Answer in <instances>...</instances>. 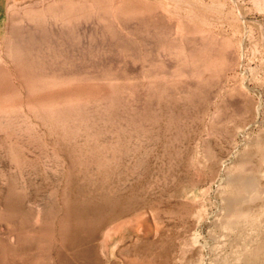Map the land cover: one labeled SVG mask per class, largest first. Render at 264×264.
Returning a JSON list of instances; mask_svg holds the SVG:
<instances>
[{"label": "rangeland", "instance_id": "rangeland-1", "mask_svg": "<svg viewBox=\"0 0 264 264\" xmlns=\"http://www.w3.org/2000/svg\"><path fill=\"white\" fill-rule=\"evenodd\" d=\"M0 1V264H264V0Z\"/></svg>", "mask_w": 264, "mask_h": 264}, {"label": "bare ground", "instance_id": "bare-ground-1", "mask_svg": "<svg viewBox=\"0 0 264 264\" xmlns=\"http://www.w3.org/2000/svg\"><path fill=\"white\" fill-rule=\"evenodd\" d=\"M7 2H6V14H5V25H2L3 26V28L1 29V31H3V32H5L4 34H6L7 33V31H8V29H9V27H10V25H12L13 23H15L14 22V11H16L17 9H19V10H23V13L25 12L26 13V11H27V8H29L30 6H36V5H41V4H46L47 2H50V1H53V0H6ZM63 1H66V0H63ZM69 2H70V4L71 5H73V6H75L76 4H75V1L77 2V1H81V0H68ZM143 1V0H142ZM145 1V0H144ZM186 1V0H185ZM191 1V0H190ZM255 1H257V0H255ZM262 1V0H261ZM1 2V1H0ZM113 2V4L115 5V1H112ZM140 2V1H139ZM183 2V1H182ZM150 3V2H149ZM149 3H148V5L147 4H141V6H143L145 9L147 8V10L149 9ZM54 4H57L56 2L54 3ZM127 4H128V2H127V0H125L120 6H119V8H117L116 10H118V12L119 13H125V10L128 8V6H127ZM151 4V3H150ZM256 4V3H255ZM135 5H136V11H137V8H139L138 7V3H136L135 2ZM174 5H175V3H174ZM258 5H259V7H263L264 8V2H258ZM148 6V7H147ZM154 6V5H153ZM157 6V5H156ZM161 6V5H160ZM165 6V5H164ZM187 6V5H186ZM212 6V5H211ZM255 6V5H254ZM181 7V6H180ZM185 7V6H184ZM190 7V6H189ZM197 6H195L194 8H196ZM209 7V6H208ZM109 8H110V11H114L113 10V6H109ZM158 8V7H157ZM156 8V9H157ZM182 8V7H181ZM188 8V7H187ZM197 8H199V7H197ZM201 8V7H200ZM164 9V8H163ZM213 9V8H212ZM211 9V10H212ZM257 9V8H256ZM146 10V12H148ZM150 10V9H149ZM166 11L165 12H167V14H170V15H174V16H176L175 17V19H177V21H178V25H177V23H175L176 25H177V27L179 28V29H183V28H185V27H188V26H186L187 25V23H186V16L184 17V16H182V14H183V12H182V14H179V13H175V12H172L171 10H169L168 8L167 9H165ZM183 10V9H182ZM184 10H186V8L184 9ZM183 10V11H184ZM189 10V12L187 13V14H194L195 13V11H197V10H195L194 9V11H193V8H191L190 7V9H188ZM260 10V9H259ZM135 11V12H136ZM181 11V10H180ZM263 11V10H262ZM143 12V11H142ZM199 12V11H198ZM201 12H202V10H201ZM25 13H24V17L26 18V15H25ZM144 13V12H143ZM150 13V12H149ZM186 13V12H185ZM148 15H150V14H148ZM195 15V14H194ZM196 15H197V13H196ZM120 16V15H119ZM161 16V15H160ZM167 16V15H166ZM198 16V15H197ZM196 16V17H197ZM145 17V16H144ZM147 17V16H146ZM149 17V16H148ZM195 17V16H194ZM194 17H193V19H194ZM203 17V16H202ZM202 17L200 18L201 20H202ZM160 18V17H159ZM162 18H164L163 16H162ZM174 18V17H173ZM143 19V18H142ZM164 19H166V18H164ZM169 19H170V17H169ZM172 19V18H171ZM204 19V18H203ZM173 20V19H172ZM187 20H188V18H187ZM207 20H209V19H207ZM174 21V20H173ZM188 23H189V21H187ZM194 22H196L195 21V19H194ZM201 23H202V21H200ZM207 22V21H206ZM167 23V22H166ZM170 24V23H169ZM173 24V23H172ZM175 24H173L174 26H175ZM190 24H192V23H190ZM189 24V25H190ZM214 24V23H213ZM1 25V24H0ZM168 27H169V25H167ZM192 26V25H191ZM171 27H172V25H171ZM0 28H1V26H0ZM186 29V28H185ZM174 31H175V27H174ZM180 32V31H179ZM184 33V32H183ZM188 32H186L185 33V35L187 34ZM180 37V36H179ZM0 45L2 44V41L0 40Z\"/></svg>", "mask_w": 264, "mask_h": 264}]
</instances>
